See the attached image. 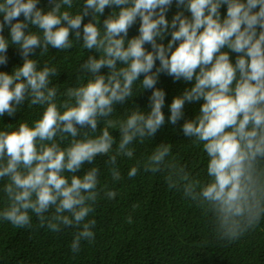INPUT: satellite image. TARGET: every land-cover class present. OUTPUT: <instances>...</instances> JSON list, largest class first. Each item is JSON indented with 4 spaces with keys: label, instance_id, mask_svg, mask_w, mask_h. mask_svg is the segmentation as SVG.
Wrapping results in <instances>:
<instances>
[{
    "label": "clouds",
    "instance_id": "clouds-1",
    "mask_svg": "<svg viewBox=\"0 0 264 264\" xmlns=\"http://www.w3.org/2000/svg\"><path fill=\"white\" fill-rule=\"evenodd\" d=\"M172 3L83 0L73 12V0H48L47 8L39 7V0H0V65L7 64L10 45L22 57L11 72L0 71V117L14 115L26 101L41 108L31 125L0 128L6 198L0 218L30 228L31 213L53 233L76 229L73 253L80 251L82 240L92 242L96 221L86 218L101 190L99 169L85 166L107 155L113 181L122 178L115 167L118 157L132 158L134 142L154 137L165 124L166 94L156 87L165 72L191 85L168 105L169 123L183 119L186 103H199L195 117L183 119L181 131L206 152L208 179L193 178L186 165L170 158L168 143L156 145L128 176L141 169L165 173L169 188L212 213L221 240H237L259 224L264 217V0H175L178 10L169 20ZM106 7L113 10L101 26ZM137 19L138 35L127 38ZM169 33L166 44L158 42ZM81 41L89 55L78 71L86 81L61 96L52 83L59 70L39 66L32 54L40 49L42 55L49 47L67 50ZM137 82L140 91L152 90L149 110L134 106L126 118L110 119L116 105L140 92L134 94ZM102 121L105 126L98 130ZM110 128L119 131L118 140ZM104 194L116 196L110 189Z\"/></svg>",
    "mask_w": 264,
    "mask_h": 264
},
{
    "label": "trees",
    "instance_id": "trees-1",
    "mask_svg": "<svg viewBox=\"0 0 264 264\" xmlns=\"http://www.w3.org/2000/svg\"><path fill=\"white\" fill-rule=\"evenodd\" d=\"M82 3L83 0H73L70 11H78ZM38 6L50 7L48 0H39ZM112 10V7L105 8L101 26L103 19ZM177 10L173 0L166 18L171 20ZM220 11L223 16L226 6H222ZM184 14L190 15L186 11ZM90 19V16L85 17V22ZM2 20L3 17L0 16V21ZM138 27L139 19L130 27L127 38L138 35ZM3 35L8 38L7 26ZM169 38L170 33L163 41L158 42L166 44ZM145 48L151 50L148 44ZM39 52L40 49H36L32 54L39 66L47 63L59 70V75L52 78V83L61 96L68 87L86 81L85 74L78 71L79 65L89 55L83 48L82 41L74 42L73 47L67 50L49 47L48 52L42 55ZM90 54L97 55L94 51ZM7 57V64L0 65V71L11 72L13 67L22 63L18 48L11 45ZM230 57L234 62L235 53L230 52ZM156 67H159V61L156 62ZM101 71L106 73L107 69ZM190 86V83L176 81L165 72L159 74L156 87L166 94L162 109L165 124L154 137L134 142L132 158L118 157L115 167L120 171V180L113 181L106 164L107 155L98 156L92 165L85 166L99 169L98 190H101L94 211L86 218L96 221L92 242L82 240L80 251L73 253L70 245L76 229L62 227L60 232L53 233L46 224L41 226L35 214L31 213L30 228L14 227L0 218V264H264V217L255 228L239 239L221 240L215 232L212 213L185 197L182 191L169 188L165 173L144 172L141 169L135 177L128 176L130 168L146 159L156 145L168 143L171 144L170 158L186 165L193 178L202 182L208 179L206 152L194 138L185 137L181 131L183 119H193L199 111V103H186L183 119L175 125L168 122V105L174 96L182 94ZM140 90L137 82L134 94ZM151 91L145 89L134 95L131 101L116 105L110 119L119 121L126 118L134 106L147 112ZM40 112L39 106H30L26 101L14 115L0 117V128L17 122L31 125ZM104 126L102 121L98 130H102ZM109 131L119 139L118 130L110 128ZM3 184L4 181L0 180V211L6 203ZM108 189L116 192L114 198L108 199L105 196L104 190Z\"/></svg>",
    "mask_w": 264,
    "mask_h": 264
}]
</instances>
